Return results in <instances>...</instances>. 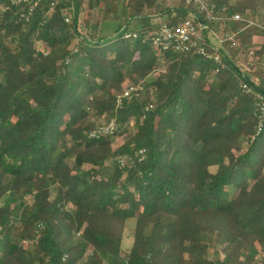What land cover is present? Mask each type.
Segmentation results:
<instances>
[{"label": "trees", "instance_id": "16d2710c", "mask_svg": "<svg viewBox=\"0 0 264 264\" xmlns=\"http://www.w3.org/2000/svg\"><path fill=\"white\" fill-rule=\"evenodd\" d=\"M13 1L0 0V264H264V32L229 20L264 25V0H206L219 22L187 0H89L83 22L85 0ZM191 14L238 46L154 48Z\"/></svg>", "mask_w": 264, "mask_h": 264}, {"label": "built area", "instance_id": "2783aa9c", "mask_svg": "<svg viewBox=\"0 0 264 264\" xmlns=\"http://www.w3.org/2000/svg\"><path fill=\"white\" fill-rule=\"evenodd\" d=\"M27 0H14L13 3H21L25 2ZM60 0H51L52 7H55ZM197 5V9L204 13L206 15V20L211 21H222L226 20V18L222 16H216L214 15V9L212 7H209L206 0H187V5L192 4ZM197 16L194 14H191L189 18L183 22L182 24L170 27L168 25H161L156 33V36L154 37L152 43L156 50H162V51H168V50H174L175 52L179 53H188L190 51H195L198 55L209 57L207 52V44H222L223 42H232L234 46H238V43L235 41V37L238 35V33L235 32H229L226 33L223 38H220L219 34L215 29H211L209 25H206L202 22H199L196 24ZM229 20L233 22H240L244 23L246 25V28L250 27H256L264 32V25H262L259 22L247 19L241 15H234ZM66 22H71V17H66ZM262 40L260 42V40ZM254 44L255 48L251 51L250 56L254 54L255 50H259L260 47L263 44V37H255L254 38ZM215 60H219V57H215ZM134 90H137L136 88H130L125 90L122 95L119 96V100L123 97H129L130 93ZM243 91L246 94L252 93V88H250L248 85L243 86ZM258 102L256 104V108L258 113L260 114V117L262 121H264V97L257 96ZM115 124L114 122H111L109 125H104L100 127L96 132L91 134L92 138H99L101 135H110L113 133ZM144 152L141 151L140 155H142ZM125 161H122V164H124Z\"/></svg>", "mask_w": 264, "mask_h": 264}, {"label": "rangeland", "instance_id": "374dc122", "mask_svg": "<svg viewBox=\"0 0 264 264\" xmlns=\"http://www.w3.org/2000/svg\"><path fill=\"white\" fill-rule=\"evenodd\" d=\"M88 1L89 0H85L84 4H83V10H82V14L80 16V20L83 22L85 20H87L90 16H91V12L88 8ZM173 0H168L169 3H172ZM260 40V39H259ZM262 40H260L261 42ZM167 69V64L165 61L163 60H159L158 61V65H157V71L161 72V71H165ZM130 87V83L125 84V90H127ZM136 124L133 122L131 123L130 127L127 130V134L122 135L120 138L116 139V142L114 144V146H119L120 144H122L124 142V140L128 137V135L134 134L136 132ZM123 134V133H122ZM85 168H90V166H85ZM113 172V166H110L108 168H105L103 170H101V175L100 177H109L111 175V173ZM133 235H134V221H130L125 229L124 232V238H123V251L124 252H128L133 244ZM220 252V249H217ZM215 254V250H211L209 252V254L207 255V258L212 260ZM222 257L223 255L220 254Z\"/></svg>", "mask_w": 264, "mask_h": 264}]
</instances>
